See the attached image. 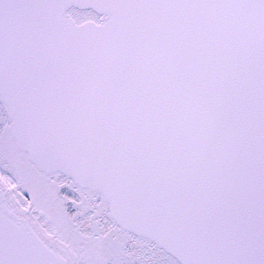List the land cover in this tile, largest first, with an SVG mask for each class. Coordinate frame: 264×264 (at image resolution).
Here are the masks:
<instances>
[{
	"label": "snow or ice",
	"instance_id": "snow-or-ice-1",
	"mask_svg": "<svg viewBox=\"0 0 264 264\" xmlns=\"http://www.w3.org/2000/svg\"><path fill=\"white\" fill-rule=\"evenodd\" d=\"M0 264H264V0H0Z\"/></svg>",
	"mask_w": 264,
	"mask_h": 264
}]
</instances>
